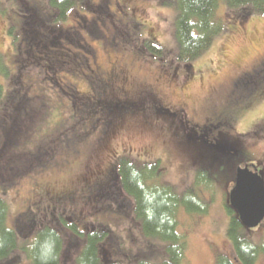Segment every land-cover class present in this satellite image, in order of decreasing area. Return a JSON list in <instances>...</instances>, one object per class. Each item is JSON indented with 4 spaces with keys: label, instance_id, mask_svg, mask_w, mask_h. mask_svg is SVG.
<instances>
[{
    "label": "rangeland",
    "instance_id": "1",
    "mask_svg": "<svg viewBox=\"0 0 264 264\" xmlns=\"http://www.w3.org/2000/svg\"><path fill=\"white\" fill-rule=\"evenodd\" d=\"M79 1L70 0V9L51 5V0L38 1L44 13L51 16L49 28H45L50 32L45 31L47 37L37 34L32 12L29 10L26 14L27 23L23 25L22 36L26 38L28 55L36 56V50L45 52L42 41L47 44L50 41L57 44L59 41L57 50L61 56L58 61L52 59L51 50L45 52L46 59H51L49 63L33 62L31 55H20L18 63H13L16 58H13L12 33L8 26H12L16 20L13 13L16 2L0 0V54L8 76L15 72L8 82L6 76L0 74V83L14 101L10 105L7 101L0 102V115L6 118V122L13 118L24 121L35 118L36 121L30 135L25 133L27 140L21 138L19 142L2 141L0 144V161L12 149H16L24 156L20 165H31L32 168L18 180L16 178L14 189L8 192L6 201L10 209L7 226L16 228L17 224L22 225L17 217L27 211L44 215L45 209L39 207L48 208L51 196H63L66 202L64 214L73 213L78 225L86 221L105 222L122 236L124 248L135 252L145 246L141 232L133 221L127 222L123 215L114 214L110 203L98 200L97 192L93 189L94 182L99 177L104 178L108 163L119 157L130 159L138 166L143 162L158 161L162 172L159 183L172 186L178 193L189 191L208 205L203 214L188 213L184 208L177 212L178 232L187 239L186 264H215L218 255L232 256L226 237L229 218L224 208L225 196L231 189V177L224 186L213 180L215 176L209 177L208 182L203 181L201 178L206 177L207 171L197 168L188 150L193 142L184 141V146L182 141L185 136L195 137L204 127H209L208 133L214 142L223 141L227 134L226 137L236 143L238 133H247L258 121H264V79L259 76L262 72L251 77V72L264 63V15L244 16L240 10L230 9L225 1L220 0L215 19L224 24L225 31L216 36L208 49L184 66L170 55L177 47L174 0H110L111 13L100 4L98 19L99 24H105L106 42L98 34V44H92L97 50L98 64L103 71L115 76L113 83L119 87L118 93L134 100L139 106L137 113L130 110L118 117H110L113 135L100 146L96 145L93 134L97 127L98 132L103 129V115L97 107L93 113L89 108L93 105L92 101L99 102L101 89L108 87L104 88L100 78L98 82L95 81L94 75L83 76L82 66L72 62L69 58L71 52L66 50L75 52V49L66 44L65 36L57 38L58 30H65L70 25L69 15L80 10ZM81 14L90 15L85 8ZM112 36L116 37L113 42ZM148 43L155 44L164 54L152 53L147 47ZM167 51L169 54L165 53ZM22 66V71L16 73ZM257 77L261 81L256 86L252 85L251 82ZM249 78L251 82L248 83L246 80ZM241 81H245L248 87H254L249 95L244 96ZM236 83L237 90L234 88ZM184 86L185 92H179ZM71 88L78 91L82 100L71 97L77 96ZM64 92L71 95L67 96ZM250 101H253L251 106L243 111L242 108ZM153 105L162 107L165 112L156 116ZM181 105L185 112L178 108ZM231 110L239 113L237 121L231 126L232 129L220 136L216 133L219 126H213H217L220 114ZM60 132L66 135L61 136L60 141L66 140L58 143L60 148L57 145L59 149L52 156L43 148L46 156H36L31 163L24 160L31 158L25 155L31 153L30 149L35 151L33 147L41 145L38 140L56 138L58 142L57 134ZM250 137L243 138L242 142L244 152L248 151L250 158L246 157V153L237 154L231 158L232 163L238 162V167L244 164L240 162L247 159L255 164L260 163L264 176V132L258 140L254 134ZM65 142L73 151L80 153L79 159L71 151L61 149ZM222 145L227 150V156L231 154V147L224 141ZM36 158L44 164L39 169H36L39 165L32 167L38 164ZM222 160L231 161L226 157L214 158V163L209 166H218ZM236 163L234 166H237ZM0 172L6 175L3 170ZM255 229H250L249 234L245 232V237L259 244L264 239V229L261 225ZM255 264H264V257L260 255Z\"/></svg>",
    "mask_w": 264,
    "mask_h": 264
},
{
    "label": "trees",
    "instance_id": "2",
    "mask_svg": "<svg viewBox=\"0 0 264 264\" xmlns=\"http://www.w3.org/2000/svg\"><path fill=\"white\" fill-rule=\"evenodd\" d=\"M38 1L35 0L39 16L32 12L33 17L36 19V32L42 24L49 27L51 21V16L44 13L41 3ZM219 1L174 0L177 10L174 30L177 47L170 55L181 65L188 66L210 47L216 36L225 31L224 24L215 19V10ZM223 1L226 2L230 9L240 10L244 16L264 15V0ZM71 4L68 0H51V5L60 6L62 9L68 8ZM39 18L43 21H40ZM26 23V19H24V24ZM154 45L148 43L147 47L152 53L163 55L162 49ZM165 53L169 54V51ZM52 67L54 68L55 66ZM251 73V77L260 73L259 76L264 79V63L260 65L258 70L254 69ZM0 74L6 76L7 82L11 78V76H8L1 54ZM246 77L248 78V76ZM258 78L254 82L249 81L250 78L246 81L256 86L261 81ZM237 83L234 84L236 90L238 88ZM239 83L242 84L240 88L244 89L242 90L245 93L244 96L246 94L249 95L254 90L253 86L248 87V84L245 85V81ZM103 90L105 91V89ZM107 97L106 101L103 98L99 102L92 101L91 104L93 105L89 108L91 113H93L96 111L94 108L97 107L98 111L103 115L102 123L104 127L98 132V136L101 133L102 135L98 138V143L96 144H100V146L105 141H108V137L111 134L113 135L110 117H118L130 112V110L137 113L139 110L137 102L126 98L123 94L111 92L110 96L109 93L107 94ZM11 98V94L8 95L0 83V102L7 101L10 105V103L14 102ZM252 102L246 103L242 110L248 109ZM72 105H75V103ZM222 114L225 116L219 117L216 123L217 126L212 125L215 128L219 126L216 133L220 136L226 130L232 129L231 126L237 121L239 115L238 112L233 110ZM0 116V144H2V141L19 142L20 140L18 141V139L21 138V140H27L28 136L26 134H29L30 130L34 128V123L36 124L35 118L33 121L32 118H30V121L29 119L24 121L13 118L6 122V118L3 115ZM223 117L225 118L223 119ZM209 125L211 126V124ZM208 131L210 132V128L204 127L195 137L192 135L185 136L182 144L184 145L188 141L193 142L188 150L191 151L192 160H195L197 168L201 169V171H207L206 177L201 178L203 181L208 182L209 177L215 176L213 180L220 182L224 186L231 177L232 184L230 186L232 188L239 163L235 161L232 163L231 158H234L237 154L246 153L242 142L250 135L254 134L256 140L260 139L264 132V121H258L252 126L251 130L246 131L247 133H238L236 143L227 138L226 134L222 140L232 149L231 154L228 153V156L227 150L222 147L223 141L214 142ZM61 133L57 134L58 142H56V138L52 140L41 138L38 140L41 145H35L33 147L35 151L30 149L31 153L25 155L31 158H25L24 160L31 163L32 158L44 154L43 148H45L46 153L50 152L49 156H52L60 148L58 143L66 140L60 141L61 136L66 137V135ZM255 139L254 141H256ZM49 143L52 144L49 145ZM57 145H59V148ZM63 148L71 151V147L66 142L63 147L61 146V149ZM11 151L13 153L7 154L6 158L0 161V164H3V166H0V170H3L4 173L6 172V175L0 172V264H40L37 255L29 250L27 245L32 238H43L49 234L56 241V259L51 261L50 264H186L187 239L178 232L177 212L179 209L184 208L188 213L203 214L207 210L208 205L202 203L196 195L194 196L189 191L183 194L178 193L172 186L159 183L162 172L159 169L158 161L143 162L138 166L130 159L119 157L109 163V168L106 169L105 181L99 182L95 187L96 189L93 187L94 192L95 190L97 192L98 200L107 204L110 203L114 214L123 215L127 222L133 221L138 227L140 234L145 239V246L132 252L131 249L124 248L122 236L105 222L86 221L84 224L78 225L76 218L72 215L73 213L70 215L64 214L65 198L63 196L53 197L56 198L53 201H51V196L48 208L39 207L42 210L45 209L44 215L39 216L40 214L29 211L24 212L17 217V221H21L22 225L17 224L16 228L8 227L6 223L10 209V204L6 201L8 192L14 189L17 180L21 176H24L25 173L32 169L30 168L31 165L21 166L22 162L20 161L24 157L22 153H18L16 149ZM246 154V157L250 158L248 151ZM225 157L231 161L222 160L220 162L222 164H218V166L216 164L209 166V164L214 163V158L225 159ZM38 160L36 158V161ZM40 162L42 161H38V164L32 167L36 168L39 165L36 169L41 168L44 164ZM235 163L237 166H234ZM240 163H244L240 167H245L252 162L247 159ZM255 166L261 173L263 166L260 163H256ZM16 178L17 180L15 181ZM227 195L224 200V208L229 218L226 237L231 245L232 256L218 255L215 259V264H255L260 255L264 257V239L257 244L245 237V232L249 234L251 230L249 231L242 227L235 211L228 204ZM57 198H61L64 204H54L57 202ZM260 225L264 229V221Z\"/></svg>",
    "mask_w": 264,
    "mask_h": 264
},
{
    "label": "flooded vegetation",
    "instance_id": "3",
    "mask_svg": "<svg viewBox=\"0 0 264 264\" xmlns=\"http://www.w3.org/2000/svg\"><path fill=\"white\" fill-rule=\"evenodd\" d=\"M70 1V0H68ZM77 1V0H76ZM15 4H16V10L13 12L16 16V20L14 22V24L11 26L9 25L8 27L9 32L12 33V35H10L11 37V44L13 45L14 48V53H13V58L16 60H13V63H18V59L20 57V55H31L30 53L28 55V50H26V38L22 36V32L23 30V25H24V19L26 18V14L29 13V10L31 12H33V14L35 13L37 16H39L38 14V8H37V4L35 2V0H15ZM18 2L21 3L20 5H18ZM33 2V3H32ZM109 2L110 0H94L93 2H91L90 0H80L79 1V9L82 11L83 8H85V11L90 14V15H83L81 14V11H74L72 12L69 16L71 18V23L69 26H67V28L65 30H63V28H60L59 31V36L57 38H62V36H65V38L67 39L66 44L72 48L75 49V52H72L71 49H66L68 52H71V56L69 57L71 59L72 62H74L76 65H81L83 67V76L90 77L89 75H94L95 76V80L98 82V78H100V80L102 81L104 88L108 87L107 89L105 88V91L103 90V88L101 89L102 92H100V99H105V101L108 99L107 94L113 92L115 94H117L120 89L119 87L114 84V80H115V76L111 75L110 73L103 71L102 67H100V65L98 64V59H97V50L95 49V47L92 44H98V34H101L102 39L106 42V37H105V33L104 30L105 28V24H99V19H98V8H101V5L106 6V10L107 12L111 13L110 11V7H109ZM71 5L69 6L70 9ZM4 10V9H3ZM0 11H2V8L0 6ZM111 17H114L113 14H111ZM40 21H43L42 19L39 18ZM111 23H112V18H111ZM113 27H115L114 24H112ZM45 28H49L46 25H40V27L37 30V34L42 36V37H47V33H50L48 31L45 30ZM102 29V30H101ZM47 33H46V32ZM13 32H16L17 34L13 35ZM112 33V32H111ZM113 34V33H112ZM116 37L112 36L111 41H115ZM42 41V40H41ZM44 44V49L45 52L51 51L52 52V59L54 61H58V58L61 56V54L58 52V46L57 44L59 43V41L54 43L52 41H50L48 44L45 41H42ZM60 45V44H59ZM17 47V48H16ZM50 48V49H49ZM15 49H17V52H15ZM31 52V50H30ZM41 53L40 51H35L36 56H32L33 57V62L39 63V62H51V59H46L47 53ZM40 55H44V57H41ZM69 59V60H70ZM24 66H22L19 70H16V73L18 71V73H20V71H22ZM87 72V73H86ZM15 75V72H13L11 74V76L13 77ZM188 84V83H187ZM186 84V85H187ZM112 86V89H111ZM186 89V86L182 87L179 89V92L184 93ZM71 90L74 93H77V96H71L72 98H76V99H80L82 100V97L79 96L78 91L74 88H71ZM98 92V91H96ZM65 95L70 96L71 94L69 92H64ZM99 99V98H98ZM181 111L185 112V109L183 108V106L181 105V107H178ZM153 109H154V114L156 116H161L160 113L165 112V109H163L162 107H156V105H153ZM225 116L224 114L220 115ZM225 117H223L224 119ZM222 119V121H223ZM224 122V121H223ZM217 123V122H216ZM222 124V123H221ZM95 137V141L96 144L98 143V138H100V136L102 135V133L98 136V127L95 130V133L93 134ZM70 150L72 151V154L74 156H76L78 159L80 158V153L77 151H73L72 148H70ZM91 156H89L90 158ZM83 158V157H82ZM88 159V158H86ZM255 164L252 163H248L247 167L250 168V170H252V167ZM107 167L109 168V163L107 165ZM107 174V170L105 172L104 178ZM103 177H99L95 182H94V187H96L98 185L99 182L101 181H105ZM51 201H53L56 198L51 197ZM61 198H57V202L54 203L56 205H63L64 203H62ZM66 203V202H65Z\"/></svg>",
    "mask_w": 264,
    "mask_h": 264
},
{
    "label": "water",
    "instance_id": "4",
    "mask_svg": "<svg viewBox=\"0 0 264 264\" xmlns=\"http://www.w3.org/2000/svg\"><path fill=\"white\" fill-rule=\"evenodd\" d=\"M227 200L243 228H257L264 221V176L255 165L236 170Z\"/></svg>",
    "mask_w": 264,
    "mask_h": 264
},
{
    "label": "clouds",
    "instance_id": "5",
    "mask_svg": "<svg viewBox=\"0 0 264 264\" xmlns=\"http://www.w3.org/2000/svg\"><path fill=\"white\" fill-rule=\"evenodd\" d=\"M27 247L37 255L40 264H50L56 259V241L51 234L32 238Z\"/></svg>",
    "mask_w": 264,
    "mask_h": 264
}]
</instances>
